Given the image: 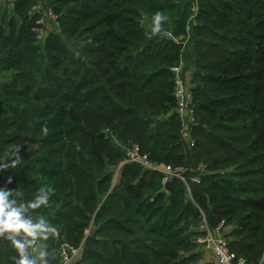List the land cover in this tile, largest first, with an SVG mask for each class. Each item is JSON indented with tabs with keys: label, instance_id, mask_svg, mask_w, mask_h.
I'll return each mask as SVG.
<instances>
[{
	"label": "trees",
	"instance_id": "obj_1",
	"mask_svg": "<svg viewBox=\"0 0 264 264\" xmlns=\"http://www.w3.org/2000/svg\"><path fill=\"white\" fill-rule=\"evenodd\" d=\"M55 2L53 21L72 46L58 33L38 40L42 14H29L31 0L0 19V157L16 145L21 157L0 172V184L11 175L9 187L25 199L51 190L43 209L55 211L52 222L62 217L60 234L74 248L94 218L87 264H196L202 253L190 251L205 224L222 227L236 260L261 264L264 0ZM157 10L169 19L163 34L152 35L143 20ZM188 43L193 145L183 140L174 97L173 68ZM133 144L151 162L181 171L193 199L182 179L172 178L166 191L164 175L139 163H125L114 185L111 168ZM14 254L0 241V264H12Z\"/></svg>",
	"mask_w": 264,
	"mask_h": 264
},
{
	"label": "clouds",
	"instance_id": "obj_2",
	"mask_svg": "<svg viewBox=\"0 0 264 264\" xmlns=\"http://www.w3.org/2000/svg\"><path fill=\"white\" fill-rule=\"evenodd\" d=\"M167 20L168 16L162 11L154 12L151 18L152 35L161 33ZM47 133L45 126L42 134ZM20 161L19 145H16L4 157H0V172L16 167ZM12 182L13 177L8 175L0 184V241L9 242L14 250L12 264H51L44 242L54 236L57 229L43 215H32L35 210L50 206L51 190L40 187L34 198L25 199L19 191L9 187Z\"/></svg>",
	"mask_w": 264,
	"mask_h": 264
},
{
	"label": "built area",
	"instance_id": "obj_3",
	"mask_svg": "<svg viewBox=\"0 0 264 264\" xmlns=\"http://www.w3.org/2000/svg\"><path fill=\"white\" fill-rule=\"evenodd\" d=\"M11 5L19 0H3ZM197 2V0H195ZM49 18L56 20L57 15L53 11H50ZM38 25L44 27L46 26L45 15L42 13L40 18L37 20ZM58 30H61L59 24H57ZM45 33L43 31L39 32L38 39L44 38ZM182 60L180 64L173 68L174 72V97L176 100V113L182 123V136L188 144L193 145L194 140L192 137L194 127L197 124L196 109L194 103V93L192 88V77L188 78L183 72ZM124 163H139L146 170H154L162 173L164 175L163 183L166 185L167 182L171 181L172 178L182 179L189 191L190 196L192 195L191 183L182 175L181 171L174 170L171 166L165 164L153 163L149 160L148 155L142 153L141 148L138 144H133L127 150V158ZM193 183L195 181L201 183L199 177H194L192 179ZM202 228H206L205 238L200 241L207 242L209 245L207 249L211 251L215 256V264H246L244 258L236 260L235 254L230 249L229 240L226 234L222 231V227L219 226L216 231H212L205 224ZM70 249L69 245L65 244L64 253L62 254L64 264H70L71 258L68 253L72 256H76L80 252V248ZM263 264V263H261Z\"/></svg>",
	"mask_w": 264,
	"mask_h": 264
},
{
	"label": "rangeland",
	"instance_id": "obj_4",
	"mask_svg": "<svg viewBox=\"0 0 264 264\" xmlns=\"http://www.w3.org/2000/svg\"><path fill=\"white\" fill-rule=\"evenodd\" d=\"M31 7L29 8L28 12L30 15H36V14H44L45 15V24L46 26H44V28L42 29L44 33H53L56 34L58 33L60 36H62V39L64 42H66L69 46L73 45V40L68 38L66 36V34L62 33L61 30H59L57 32V24L53 21V19L49 18V13L50 11L54 10L52 9L53 6H55L57 3L55 2V0H31ZM11 4L5 2V1H1L0 3V19L2 20V17L5 13L6 10H9L10 14H11V8H10ZM54 8V7H53ZM58 16L60 17V14L57 13ZM56 15V13H55ZM167 16V15H166ZM169 19V17H168ZM168 21V20H167ZM49 26V27H48ZM143 26L144 28H146L147 30H149L151 32V17L149 15H145L144 20H143ZM54 28V29H53ZM163 29V28H162ZM39 31H41V29H39ZM161 33L163 34V31H161ZM166 36H171L170 33H165ZM46 38V36H44V38L42 39H38L40 42H43V40ZM42 40V41H41ZM182 67H183V72L184 74L187 75L188 78H193V70H194V66H193V45L191 43H188L186 45V48L183 52V56H182ZM82 142V139H78L76 140L75 143H79ZM70 147H68L65 151L69 152ZM79 158V156H78ZM125 163L122 162L119 166L117 167H112L111 170L114 172V176H113V184L116 185L119 181H120V176H121V167L124 165ZM201 168L203 169L204 166H201ZM38 193L35 192L34 194H30L31 197H29V199L34 198V196ZM23 196V195H22ZM24 197V196H23ZM192 199L193 196L191 195ZM25 198V197H24ZM27 199V198H26ZM74 208V206H70L68 208H66L67 210H72ZM41 209H37L35 210L32 215L34 217L36 216H40L43 215L53 226L56 227L57 231L56 234L54 236H50L49 239L47 241H45L44 243L47 245L48 251L50 253V260H51V264H64L63 262V257L62 254L64 253V246L65 244L69 245L70 249H73V245L70 244L69 242L63 241V238L60 234V229L63 228V226H59L57 222L62 220V217H58L59 219L55 222H52V217L56 216L55 211H48V210H42ZM63 209L62 205L59 204L57 206V210ZM74 210V209H73ZM60 225V224H59ZM231 229V226L227 227V230L229 231ZM95 230H96V226L94 224V218L92 219V221L90 222V226L87 230L86 233V237L85 240L82 241V246L80 248V252L76 255V256H72L71 253H68V256L71 258V262L70 264H87L89 263V261H83V253L85 251V249L88 246H92V242H90V238L95 234ZM226 230V231H227ZM205 238V236L203 237H199V240H203ZM201 243H199L197 246L193 247L191 249L190 252H197V253H202L201 254V258H199V260L197 259L195 261L196 264H203L204 262H209V261H215V256L214 254L209 251L207 249V246L209 245L207 242H202L199 241ZM199 254V255H200ZM54 257V258H53ZM262 263L264 264V259L262 261Z\"/></svg>",
	"mask_w": 264,
	"mask_h": 264
},
{
	"label": "water",
	"instance_id": "obj_5",
	"mask_svg": "<svg viewBox=\"0 0 264 264\" xmlns=\"http://www.w3.org/2000/svg\"><path fill=\"white\" fill-rule=\"evenodd\" d=\"M160 34H162V33H160ZM123 166H124V165H123ZM123 166L121 167V170H122ZM170 184H171V181H169V182L166 183V185H165V190H166V191H169ZM193 187H194V189H195L196 191L201 192V193L203 192L202 186H201V184H200L199 182L195 181V182L193 183Z\"/></svg>",
	"mask_w": 264,
	"mask_h": 264
}]
</instances>
